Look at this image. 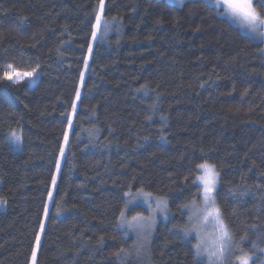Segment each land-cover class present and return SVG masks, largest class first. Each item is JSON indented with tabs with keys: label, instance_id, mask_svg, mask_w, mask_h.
I'll list each match as a JSON object with an SVG mask.
<instances>
[{
	"label": "trees",
	"instance_id": "obj_1",
	"mask_svg": "<svg viewBox=\"0 0 264 264\" xmlns=\"http://www.w3.org/2000/svg\"><path fill=\"white\" fill-rule=\"evenodd\" d=\"M98 3L0 0V75L39 71L33 89L0 79V264H32L48 208L36 264H208L183 231L205 162L233 242L264 264V41L210 0H104L89 52ZM141 190L171 214L145 258L120 226Z\"/></svg>",
	"mask_w": 264,
	"mask_h": 264
},
{
	"label": "snow or ice",
	"instance_id": "obj_2",
	"mask_svg": "<svg viewBox=\"0 0 264 264\" xmlns=\"http://www.w3.org/2000/svg\"><path fill=\"white\" fill-rule=\"evenodd\" d=\"M182 2V0H178ZM213 3L217 9L221 10V14L233 19L242 27L247 28L253 32H259V34L264 35V14L261 13L254 5L253 0H213ZM261 8H264V0H257ZM104 0H99L97 5V14L95 17V29L99 31L103 21L104 13ZM96 31L93 32V39L96 37ZM91 52V48H89ZM35 74V69L32 72H19L12 65L8 64L0 75V79H7L13 81L14 83H19L22 79L26 77H32ZM80 99V94L77 92L76 100ZM75 103L73 104V114L75 112ZM71 126V120H69V127ZM16 141L20 140L19 136L15 133L12 134ZM67 140V137H65ZM62 154V153H61ZM202 169L201 175L196 177L202 188V197L204 207L198 208L195 201H192L190 205H185L190 207L192 214L189 216V221L192 222V227H185L183 229L185 235H189L195 232L197 235V243L194 247L197 250V255L206 254L209 259V264H224L225 254L229 252L233 245V238L230 233L228 225L225 223L220 208L216 204L215 196L213 193L216 190V183L219 173L216 171L215 166L207 162L201 163L197 166ZM57 171H59V165L57 164ZM53 187L56 184L55 178L52 180ZM142 192V190H141ZM128 195H131L129 193ZM151 196V193L146 194ZM158 205L166 204L163 200L158 198ZM163 210V209H161ZM121 223L127 224L129 228H140L152 221V217H145L142 214H136L128 219L125 216V212L120 214ZM211 223L213 225V232L210 233L211 242L206 241L205 235L202 230L203 225ZM43 228V225H41ZM40 244V237H36V247L38 248ZM123 251V250H122ZM36 253L32 254V261L35 264ZM251 256L246 252H241L240 255L235 257V264H250Z\"/></svg>",
	"mask_w": 264,
	"mask_h": 264
},
{
	"label": "rangeland",
	"instance_id": "obj_3",
	"mask_svg": "<svg viewBox=\"0 0 264 264\" xmlns=\"http://www.w3.org/2000/svg\"><path fill=\"white\" fill-rule=\"evenodd\" d=\"M170 4L172 5H182L185 2H187L188 0H182V2H178V0H167ZM209 1V0H208ZM213 3V0H210ZM256 0H253V3H255ZM214 5V3H213ZM255 5V4H254ZM220 10V9H219ZM225 16V15H224ZM227 17V16H226ZM229 20L233 21L237 26H239L241 28L242 31H244L246 34L252 36V37H256L259 38L260 40L264 41V35L259 34V32H253L247 28L242 27L240 24H238L236 21H234L233 19L227 17ZM105 23L104 21H102L101 24V28L99 31H96V37L95 39L92 40V46H91V51L93 46L95 45V42L98 40V35L101 34V31L104 27ZM90 54V53H89ZM91 54L88 56L87 59V64L90 60ZM7 80V79H5ZM10 81V80H8ZM11 83L18 85L20 83H26L31 89L35 88L36 85L39 82V71H35V74L32 77H26L24 79H22L19 83H14L13 81H10ZM80 94V93H79ZM79 102V100H78ZM216 169V168H215ZM203 170L201 169L200 171V175L202 174ZM55 180L57 182L58 178H59V171L55 174ZM219 178V177H218ZM219 185V179H217V183H216V190L213 193V195H216L217 192V187ZM53 186V184H52ZM55 188H56V184L54 187H52L51 192H50V199H49V203L48 206L50 204V202L52 201V196L55 192ZM201 188V186H200ZM202 190V188H201ZM148 193L142 191V192H138V193H132L131 195L127 196V202H126V208L123 212H125V216L130 219L132 216L136 215V214H142L145 217H152V221L150 223V226L148 223H145V225L143 227L140 228H129L127 224H123L121 223L120 220V226L128 233V235L130 237H134L137 241V251H138V255L141 256L142 258H145V256L147 255V251H148V244L151 240V238L153 237L154 231L156 229V227L158 226L159 223H165L168 221L169 217H170V213H169V205L167 203V201L165 199H161L155 195H151L148 196L146 195ZM158 198L160 200H163L166 204V207L164 206V204H160L158 205L157 200ZM203 197H202V193H201V197L199 199V201L196 202V206L198 208H202L204 207L203 205ZM217 204V201H216ZM48 208V207H47ZM163 209V210H161ZM49 212V208L46 212V215L44 217V223H43V228H41V232H40V244L39 247L37 248L35 246V253H36V258L38 256V250L40 248V245L42 243V238H43V234H44V226L45 223L47 221V214ZM189 213L190 215L192 214L191 208H189ZM189 227H192V222L189 221ZM202 230L203 233L205 235L206 241L208 243L211 242V237H210V233L213 232V225L211 223H208L207 225H203L202 226ZM190 236L194 237L195 239V244L197 243V235L195 232H192L191 234H189ZM197 251V250H196ZM241 254V248L238 246L237 243L233 242L232 248L229 252H227L225 254V260H224V264H235V257ZM201 256L202 258H204L207 263L209 264V259L207 257L206 254H201L198 255ZM253 260V257L251 256V261ZM250 261V264H251ZM31 263L33 264V261H31ZM35 264H36V260H35Z\"/></svg>",
	"mask_w": 264,
	"mask_h": 264
}]
</instances>
